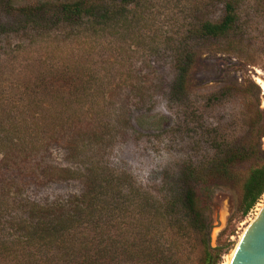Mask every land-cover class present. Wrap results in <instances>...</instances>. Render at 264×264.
Segmentation results:
<instances>
[{"label":"trees","instance_id":"16d2710c","mask_svg":"<svg viewBox=\"0 0 264 264\" xmlns=\"http://www.w3.org/2000/svg\"><path fill=\"white\" fill-rule=\"evenodd\" d=\"M153 1L42 3L25 9L24 20L37 32L76 28L96 34L130 22L131 14L141 20ZM215 1H192L187 8L191 16L185 18L173 50L177 75L172 93L184 115L182 126H197L210 147L207 159H191L185 166L173 193L158 195L132 174L85 155L84 146L102 137L98 130L110 124L106 112L98 109L92 85L98 75L92 69L49 67L35 83L29 80L21 86L20 96L0 99V264H185L197 249L202 250L199 264H219L221 255L211 245L204 178L210 173L218 179H242L246 215L264 195V165L251 166L244 178L237 177L236 167L249 161L255 149L228 135L221 122L206 127L193 101L192 78L203 52L192 43L224 41L243 31L240 0H221L225 12L218 21L196 18L199 5ZM231 94L232 89H215L204 98L215 108ZM55 146L83 168L46 162L49 148ZM69 181L81 182L82 191L40 200L29 194L30 184Z\"/></svg>","mask_w":264,"mask_h":264},{"label":"rangeland","instance_id":"374dc122","mask_svg":"<svg viewBox=\"0 0 264 264\" xmlns=\"http://www.w3.org/2000/svg\"><path fill=\"white\" fill-rule=\"evenodd\" d=\"M65 1L70 0H0V99L20 96L21 86L29 80L35 83L49 67L92 69L98 75L92 83L98 109L106 112L110 124L98 130L102 137H93L84 146L85 155L112 170L132 174L138 184L158 195L173 193L191 159H207L210 151L201 140V129L182 126L184 115L172 93L177 75L173 50L194 0H154L141 20L137 13L131 14L130 22L96 34L76 28L37 32L26 26L28 7ZM240 1V36L192 43L203 52L202 65L192 78V97L206 127L221 122L228 135L240 137L255 149L249 161L236 167L237 177L244 178L251 166L264 165V89L258 80L264 79V0ZM199 6L194 17L200 20L218 21L224 16L221 0ZM215 89H232V94L213 108L204 94ZM46 155L51 165L83 168L82 162L81 166L72 162L59 147H50ZM201 187L210 199L206 206L211 245L221 255L219 264H224L260 216L264 195L245 215L242 179H218L208 173ZM82 188L79 181L46 182L30 184L29 194L40 200L80 193ZM200 256L202 250H195L185 264H199Z\"/></svg>","mask_w":264,"mask_h":264},{"label":"water","instance_id":"95a60500","mask_svg":"<svg viewBox=\"0 0 264 264\" xmlns=\"http://www.w3.org/2000/svg\"><path fill=\"white\" fill-rule=\"evenodd\" d=\"M232 264H264V208L248 226Z\"/></svg>","mask_w":264,"mask_h":264},{"label":"bare ground","instance_id":"6f19581e","mask_svg":"<svg viewBox=\"0 0 264 264\" xmlns=\"http://www.w3.org/2000/svg\"><path fill=\"white\" fill-rule=\"evenodd\" d=\"M258 80H259V83L261 84L262 88L264 89V79L259 78ZM262 210H263V209H260V212H262ZM259 215H260V213H259ZM247 229H248V228H247ZM246 231H247V230H246ZM244 235H245V233H244L243 236L241 237L240 242L242 241ZM240 242L236 245L235 249H234L229 255L226 256L224 264H232V261H233V259H234V256H235V254H236V251H237V249H238V246H239Z\"/></svg>","mask_w":264,"mask_h":264}]
</instances>
